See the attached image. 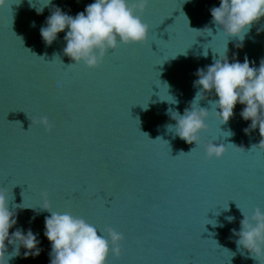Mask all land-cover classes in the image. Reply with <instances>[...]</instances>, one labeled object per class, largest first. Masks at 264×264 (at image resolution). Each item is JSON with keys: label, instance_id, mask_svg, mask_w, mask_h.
Here are the masks:
<instances>
[{"label": "water", "instance_id": "obj_1", "mask_svg": "<svg viewBox=\"0 0 264 264\" xmlns=\"http://www.w3.org/2000/svg\"><path fill=\"white\" fill-rule=\"evenodd\" d=\"M93 2L52 0L41 14L36 9L46 0H7L0 7V189L10 210L23 200L37 208L15 209L17 223L9 232L30 228L41 249L23 259L21 248V257L9 264H49L43 232L50 213L38 209L41 193L53 211L123 234L120 257L109 255L107 264H259L237 250L231 233L243 219L237 206L249 215L256 207L264 211V150L250 151L261 136L258 127L244 133L251 121L240 117L243 105L220 125L211 111L215 95L199 102L209 110L201 142L239 148L230 145L219 160H206L203 148L165 127L175 124L169 109L183 114L193 100L197 69L218 58L213 51H223V35L212 40L207 31H194L207 27L218 34L210 9L219 0H149L141 16L149 28L144 44L119 45L95 69L68 66L73 62L63 54L65 33L46 46L40 28L53 6L74 17ZM258 28L264 29V18L241 48L229 38V62L247 56L259 67L264 31L257 34ZM159 82L169 85L178 104L160 100ZM161 99H167L165 88ZM40 117L48 118L51 131L36 125ZM229 130L234 135L222 136Z\"/></svg>", "mask_w": 264, "mask_h": 264}, {"label": "clouds", "instance_id": "obj_2", "mask_svg": "<svg viewBox=\"0 0 264 264\" xmlns=\"http://www.w3.org/2000/svg\"><path fill=\"white\" fill-rule=\"evenodd\" d=\"M6 3L7 0H0V7ZM148 3L149 0H94L74 17L53 6L50 16L46 18L45 26L40 28V36L44 44L50 46L57 39L58 33L64 32L66 46L63 48V54L73 62L68 66L83 64L88 69H95L101 65L107 52L114 51L119 45H142L147 41L149 28L142 22L141 16ZM50 4L52 0H46L42 8L36 9L37 14H41L44 7ZM210 15L211 23L219 30L218 34L213 36L211 29L207 27L194 31H207L212 40L218 35H223L226 40L223 51L212 50L218 54V58L214 56L209 66L197 69L195 73L197 79L193 82L197 91L193 100L189 107L184 109L183 114L168 110L175 124L166 125V130L172 133L174 138L178 137L188 144L195 142L196 147L203 148L206 160L222 158L227 147L234 146L233 144L216 145L213 143L215 140H210L206 144L201 142V133L208 130L206 121L209 110L200 107L199 102L206 94L213 93L216 99L210 101L211 111L219 124H227L233 116L235 106L238 103L243 105L239 115L244 121H251L243 130L244 133L247 135L258 127L261 136L260 142L253 145L250 151L264 150V59H261L259 67H256L247 56L241 63L235 60L229 62L227 55L229 38H236L239 41L236 47H243L245 37L253 26L264 18V0H219V6L210 9ZM261 31L264 29L258 28L257 34ZM203 55L207 56V49ZM56 58L59 59L58 56ZM158 87L161 101L178 104V101L169 94L167 83L161 86L159 82ZM162 88L166 89L167 99H161ZM35 123L46 132L51 131L53 127L47 117H40ZM221 133L225 137L234 135L231 130ZM9 201L7 192L0 189V264H9L13 258L21 257V248L24 249L23 259L35 258L41 252L37 234L30 228L26 231L17 228L11 235L9 232L17 223L15 209L35 211L37 208L24 206L23 200L20 204L13 205V210H10ZM237 208L243 216L240 230H231L232 236L236 237L234 242L237 250H246L250 258L259 261L260 264V258L264 257V211L256 207L249 215L240 207ZM38 209L50 213L44 219L43 232L51 246L49 264H107L109 255L116 259L120 257L121 242L124 240L122 233L107 228L105 235V231L71 212L53 211L47 193H41V204ZM223 209L228 211V204ZM225 219L229 223L234 221L232 216ZM205 224H210L213 228L223 227V224L215 220H207ZM8 246H12L11 252L8 251Z\"/></svg>", "mask_w": 264, "mask_h": 264}]
</instances>
